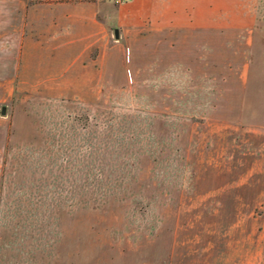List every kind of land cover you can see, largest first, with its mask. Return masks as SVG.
I'll return each mask as SVG.
<instances>
[{
	"label": "rangeland",
	"instance_id": "rangeland-1",
	"mask_svg": "<svg viewBox=\"0 0 264 264\" xmlns=\"http://www.w3.org/2000/svg\"><path fill=\"white\" fill-rule=\"evenodd\" d=\"M194 1L204 51L135 38L91 99L0 100V264L264 260V0Z\"/></svg>",
	"mask_w": 264,
	"mask_h": 264
},
{
	"label": "crops",
	"instance_id": "crops-1",
	"mask_svg": "<svg viewBox=\"0 0 264 264\" xmlns=\"http://www.w3.org/2000/svg\"><path fill=\"white\" fill-rule=\"evenodd\" d=\"M190 3L0 0V100L14 96L21 100L91 99L97 84L117 83V76L111 75L113 68L124 80L125 56L131 43L135 46V38L140 41L136 47L143 49L147 45L141 39L150 37L149 51L155 56L156 68L171 64L158 59L160 52L204 51L206 26H212L205 20H214L215 11L193 16ZM254 239L247 237L246 244ZM234 240L237 244V238ZM250 255L246 248V264H250ZM229 264H238V259H231Z\"/></svg>",
	"mask_w": 264,
	"mask_h": 264
},
{
	"label": "built area",
	"instance_id": "built-area-1",
	"mask_svg": "<svg viewBox=\"0 0 264 264\" xmlns=\"http://www.w3.org/2000/svg\"><path fill=\"white\" fill-rule=\"evenodd\" d=\"M113 4L119 5L125 2H128L130 0H110Z\"/></svg>",
	"mask_w": 264,
	"mask_h": 264
},
{
	"label": "water",
	"instance_id": "water-1",
	"mask_svg": "<svg viewBox=\"0 0 264 264\" xmlns=\"http://www.w3.org/2000/svg\"><path fill=\"white\" fill-rule=\"evenodd\" d=\"M114 34H115L116 36L118 35V29H117V28L114 29ZM1 111H2V112L5 111V107H4V106L1 107Z\"/></svg>",
	"mask_w": 264,
	"mask_h": 264
}]
</instances>
